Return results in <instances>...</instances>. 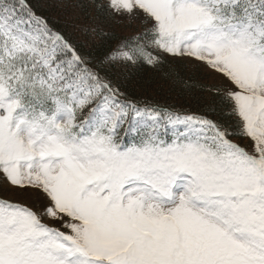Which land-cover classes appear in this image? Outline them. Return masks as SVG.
Masks as SVG:
<instances>
[{"label": "snow or ice", "instance_id": "6c2138e0", "mask_svg": "<svg viewBox=\"0 0 264 264\" xmlns=\"http://www.w3.org/2000/svg\"><path fill=\"white\" fill-rule=\"evenodd\" d=\"M0 264H264V0H0Z\"/></svg>", "mask_w": 264, "mask_h": 264}, {"label": "trees", "instance_id": "16d2710c", "mask_svg": "<svg viewBox=\"0 0 264 264\" xmlns=\"http://www.w3.org/2000/svg\"><path fill=\"white\" fill-rule=\"evenodd\" d=\"M52 2H54V0H52ZM51 16L58 17L60 21V26L66 27L69 32L74 31V28H73L74 24H79L82 22V20L74 19L73 15L60 16L58 10H55V9L51 12ZM113 27L121 35L129 34L128 32L124 31L122 28H120L117 25H113ZM150 77H151L150 73L145 74V81H146L145 88L147 89V91L144 94L147 96H150L154 100L160 101L161 103L165 102V96H164L163 91L160 94H157L156 91H154V89H157V88L165 89L167 85H165L162 81H159V80H157L155 83L148 84L147 81ZM168 102H171V100H169Z\"/></svg>", "mask_w": 264, "mask_h": 264}]
</instances>
